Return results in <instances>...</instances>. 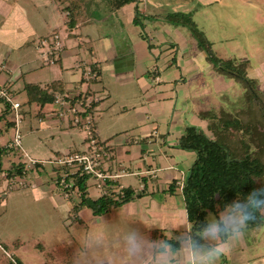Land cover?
<instances>
[{"label":"crops","instance_id":"0c3cea01","mask_svg":"<svg viewBox=\"0 0 264 264\" xmlns=\"http://www.w3.org/2000/svg\"><path fill=\"white\" fill-rule=\"evenodd\" d=\"M141 1L120 9H106L102 18L95 17L98 12L90 15L85 1L86 19L70 27L67 23L68 3L32 0L36 12L42 14L41 22L31 27L29 37L34 40V52L39 53V57L33 54L24 58L19 68L25 65V70L21 72L6 65L0 68V83L21 102L22 122L27 118V107H35V115L41 123H45L44 118L51 114L63 119L58 115L54 102L43 107L38 103H29L24 89L26 82L44 86L59 80L64 92L92 95L96 99L92 115L97 135L111 152L110 158L104 161V167L112 177L102 188L89 177V195L90 185L94 184L100 190L98 197L113 194L118 198L121 191L130 187L134 198L120 206H113L103 214H96L87 206L75 209L81 197L64 199L59 196L55 183L59 171L57 167L37 164L31 167L33 170H29L25 160L18 157L15 147L10 144L16 130L13 110L1 98L0 173L2 176L11 174L9 184L14 182L16 175H25L29 179L26 185L42 196L49 194L51 208L67 213V227H76L78 224L87 228L96 226L105 231L108 240L122 238L126 231L137 229L148 238H167L175 242L180 236H192V221L183 185L197 157L196 152L181 148L179 141L189 125L201 127L202 124L191 106L192 100L201 102L215 85L213 79H221V76L194 74L195 71L188 70L187 66L192 63L187 62L186 58L182 60L183 70L176 58L177 47L168 41L156 44L146 39L133 22L137 10L138 14L148 11L147 8L139 7ZM143 1L146 4V0ZM156 4L155 8L161 5ZM19 8L21 6L18 3L15 10ZM152 30H155V26H152ZM54 32H59L64 39V48L53 63L59 65L60 74H42L55 76L48 77L51 79L45 83L27 80L30 75L25 74L27 71L51 64L47 56H52L51 36ZM155 34L162 42V34L154 31V38ZM86 65L96 70V78H85ZM77 67L82 70L80 73L76 71ZM20 95H24V98L20 99ZM49 105L55 106V109H48ZM60 123L63 131L67 132L75 126L69 119L67 124L62 120ZM7 128L12 129L13 133L10 134ZM86 147L85 133L79 145H69L65 152L80 151ZM61 153L64 151L57 150L55 155ZM53 193L56 195L54 198L51 196ZM169 224L173 226L172 229L164 227ZM253 228L255 226L247 228L243 239L230 252L221 256L218 264L264 263L261 243L247 236L249 234L254 238L256 233L248 232ZM58 244L71 260L69 242ZM105 246L110 250L107 255L112 257V264H142L139 258L127 261L123 252L111 251L114 246L108 243Z\"/></svg>","mask_w":264,"mask_h":264},{"label":"rangeland","instance_id":"374dc122","mask_svg":"<svg viewBox=\"0 0 264 264\" xmlns=\"http://www.w3.org/2000/svg\"><path fill=\"white\" fill-rule=\"evenodd\" d=\"M85 1L90 15L99 13L96 18H102L106 9L113 10L107 0ZM18 3L21 8L15 10ZM156 3L161 4L159 8H155ZM139 7L148 11L146 14L139 12V20L135 19L136 13L134 24L146 39L156 44L168 41L177 47L176 58L183 70L182 60L186 58L187 62L192 63L187 68L195 71L194 74H220L221 79H213L215 85L210 93L204 95L201 102L192 100L191 106L202 120L201 128L211 137L221 143L225 139H235L236 129L243 122L241 115L253 111L255 92L264 101V0H146V4L142 0ZM41 16L34 9L32 0H0V68L6 65L21 72L25 70V65L19 68L24 58L33 54L39 57V53L34 52V40L29 37L31 27L41 22ZM152 26H155L154 31L162 34V42L156 34L154 38ZM76 71L80 73L82 70L77 67ZM50 72L60 74L61 69L58 64L42 65L25 74H30L26 78L29 81L45 83L51 79L48 77H55L42 76ZM19 98H24V95ZM47 107L55 109L53 105ZM27 110V118L20 127L22 146L15 147V150L18 157L25 160L29 170L36 165H32L26 155L35 160H44L45 163H39L40 166L53 167L57 150L65 152L69 145L82 142L86 133L84 129L74 126L68 132L63 131L60 120L67 124L68 118L58 119L51 114L44 118L45 123H41L35 115V107H27ZM248 123L252 124L251 120ZM256 129L254 118L250 135L241 138L240 144L229 141L232 155L245 151L249 139L252 147H255L253 141L258 136ZM7 130L13 133L12 129ZM242 131L240 128L239 132ZM16 176L14 182L9 184L11 174L2 176L0 173V264L6 258L13 257L21 264L60 263L47 252L63 241L69 242L72 255L71 260L70 256H66L63 263L73 264L80 253L85 233L97 230L105 233L96 226L87 228L78 224L67 227V213L51 208L49 194L42 196L30 185H24L23 182L29 180L25 175ZM58 190L59 196L67 199L61 189ZM89 191L92 197L100 195V190L94 184L90 185ZM51 196L56 197L55 193ZM249 231L256 233L254 238L247 235L250 240H256L264 248V222ZM106 243L114 246L111 251L123 252L122 238L108 240L107 237ZM107 247L104 245L102 249L88 251L86 264H95L97 257L107 255V251H110Z\"/></svg>","mask_w":264,"mask_h":264},{"label":"trees","instance_id":"16d2710c","mask_svg":"<svg viewBox=\"0 0 264 264\" xmlns=\"http://www.w3.org/2000/svg\"><path fill=\"white\" fill-rule=\"evenodd\" d=\"M60 3H68V25L76 26L86 19V4L84 0H57ZM139 0H107L112 9H120L123 6L138 2ZM138 18V10L136 15ZM235 73L233 71H228ZM236 74V73H235ZM243 79L244 75L237 73ZM247 81H249L247 79ZM250 82V81H249ZM253 89V87H251ZM24 89L28 96L29 103H38L42 107L53 103L58 92H64L63 84L53 81L46 85L26 82ZM95 106V102L93 107ZM251 114H242L243 122L236 129L235 139H225L221 143L218 139L211 137L201 127L189 125L179 141L181 148L196 152V160L193 163L188 177L183 185V193L186 200L189 218L192 221V236L198 234L201 222L209 212H217L226 202L236 198H242L253 188L264 184V101H261L255 92V102ZM256 121L257 139L247 141L248 147L240 155H232L229 141L234 140L240 144L242 139L252 132V126ZM251 120V123L248 121ZM243 131L240 133L239 129ZM239 137V139H238ZM242 138V139H241ZM21 172V170H19ZM89 176L80 175L77 178V187L81 192V202L75 209L87 206L93 209L96 214H103L113 206L117 207L134 198L133 190L125 188L123 195L104 194L98 198H92L88 192ZM264 222V213L258 214L257 219L250 223L249 227L257 226ZM47 254L57 264H65L66 253L60 244L51 247ZM62 262V263H61ZM3 264H21L14 257L6 258ZM49 264V263H44Z\"/></svg>","mask_w":264,"mask_h":264},{"label":"clouds","instance_id":"9594fccd","mask_svg":"<svg viewBox=\"0 0 264 264\" xmlns=\"http://www.w3.org/2000/svg\"><path fill=\"white\" fill-rule=\"evenodd\" d=\"M261 213H264V184L207 215L194 236H180L173 242L167 238L151 239L137 229H130L122 236L123 254L127 261L139 258L142 264H218L220 257L243 239L250 223ZM164 227L173 228L171 224ZM106 239L103 231L85 233L73 264H86V253L102 249ZM105 262L112 264V257H97L95 264Z\"/></svg>","mask_w":264,"mask_h":264},{"label":"built area","instance_id":"2783aa9c","mask_svg":"<svg viewBox=\"0 0 264 264\" xmlns=\"http://www.w3.org/2000/svg\"><path fill=\"white\" fill-rule=\"evenodd\" d=\"M51 53L47 56L48 63H55L58 55L64 48V39L59 32H54L51 36ZM97 77L96 70L91 65H86L85 78L91 80ZM0 98L10 104L13 110V120L15 122V135L12 147L22 146V133L20 124L23 119L21 102L8 90L6 86L0 83ZM95 98L88 93L69 94L67 92H58L54 98V104L57 106V112L60 117L68 118L75 126H78L86 132L87 147L84 150L64 152L56 156L54 160L55 167L59 169L56 177V185L64 194L65 198L72 196L81 197V192L77 187V178L80 175H86L93 178L97 186L102 188L112 177L104 167V161L111 156L107 145L99 138L95 128V121L92 115ZM32 165L45 161H39L26 155ZM53 166V167H54ZM26 181L23 182L26 185ZM123 195V191L120 192Z\"/></svg>","mask_w":264,"mask_h":264}]
</instances>
